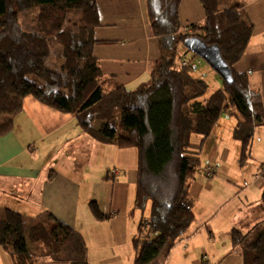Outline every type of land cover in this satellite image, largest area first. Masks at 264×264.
I'll use <instances>...</instances> for the list:
<instances>
[{
	"label": "trees",
	"instance_id": "1",
	"mask_svg": "<svg viewBox=\"0 0 264 264\" xmlns=\"http://www.w3.org/2000/svg\"><path fill=\"white\" fill-rule=\"evenodd\" d=\"M199 1L203 22L182 31L180 0H148V20L161 55L148 79L130 91L104 75L93 55L97 0H0V118L4 117L0 136L12 130L24 99L32 97L73 116L78 127L98 142L134 149L133 211L149 208V214L138 223L133 264H162L193 223L195 200L189 187L200 170L203 143L219 118L236 120L232 138L240 144V166L251 159L255 132L264 125L258 93L245 74L233 69L245 53L252 25L237 6L222 8L225 0ZM189 38L217 46L231 70V83L219 77L222 88L208 98L206 81L193 77L198 57L191 53L185 64L177 62V47ZM193 137L199 138L198 144ZM259 176L264 183V165ZM259 202L264 212V187ZM89 209L98 221L113 217L102 214L95 203ZM47 217L50 226L38 223L25 230L21 215L5 210L0 248L13 264H88L79 233ZM230 241L241 248L244 264H264V225L252 238L232 229Z\"/></svg>",
	"mask_w": 264,
	"mask_h": 264
},
{
	"label": "crops",
	"instance_id": "2",
	"mask_svg": "<svg viewBox=\"0 0 264 264\" xmlns=\"http://www.w3.org/2000/svg\"><path fill=\"white\" fill-rule=\"evenodd\" d=\"M147 3L96 2L99 26L93 31V55L104 75L113 76L130 91L148 79L149 70L161 55L148 20ZM233 6L253 27L245 53L233 69L247 76L264 113V0L221 3L222 8ZM178 17L183 31L189 25H200L205 13L199 0H180ZM218 122L200 155L207 159L205 166L212 169V175L197 174L191 183L193 223L162 264H244L241 248L231 244V230L246 231L255 226V220L257 224L264 218L259 202L264 187L259 176L264 165V125L256 130L252 141L251 152L256 153L250 159L253 164L240 166L249 167V172L241 168L231 174L222 168L229 158H237L239 142L231 136L235 126H218ZM223 130L228 132L225 142L218 139ZM136 168L134 149L102 144L82 131L73 116L26 97L21 113L13 118L12 130L0 136V219L5 210L14 211L28 230L38 223L50 226L47 215H51L79 233L88 264H133L138 223L149 214V208L133 211ZM91 203L97 204L102 214L113 217L96 220L89 209ZM233 203L237 204L227 214V207ZM0 264H13L9 253L1 248Z\"/></svg>",
	"mask_w": 264,
	"mask_h": 264
},
{
	"label": "rangeland",
	"instance_id": "3",
	"mask_svg": "<svg viewBox=\"0 0 264 264\" xmlns=\"http://www.w3.org/2000/svg\"><path fill=\"white\" fill-rule=\"evenodd\" d=\"M177 52H178L177 53V62L179 60H182V59H186L187 60V59H189L191 57V53L190 52H187L186 49L184 48V46L181 45V44L177 47ZM51 62L53 64H55V67H57L56 66L57 64H56V61L55 60H51ZM193 77L203 78L206 81V83L208 84V90H207L204 98H208L213 92H215L216 90H219V89L222 88V81L219 78V76L206 64L205 61H203L200 58H198V63H197V65L195 67V70L193 72ZM30 79H34V77H30ZM222 118L223 119H220L221 120L220 122L217 121L218 122V124H217L218 126H235L236 120H235L234 117H226V116L222 115ZM2 120H4V117H1L0 118V122ZM233 130H234V128H233ZM223 131H224V135L218 137V139H220L221 141L225 142L227 140L225 138V133L228 134V132H225V130H223ZM232 134H233V131L231 133V136H232ZM191 141L194 144H198L199 138L193 137ZM209 142H213V140L212 141H209ZM236 144H238V145H236V146H238V156H237V158H234V159L229 158L228 161L226 162V164L223 165L222 171H225V169H226L231 174L240 172V170H241L242 167L240 168L239 160H237L235 162V160L238 159L239 156H240V150H239L240 145H239V143H236ZM254 154L256 155V153L254 152V150H253V152H250V155L251 156L254 155ZM200 159H201V166H200V170H199V173L200 174L198 173V175H202L203 173H205V169L208 167V165L205 166L207 164L206 163L207 162V159H205L203 156H201ZM248 164H253L252 160H249L248 161ZM203 169H204V171H203ZM242 169L245 172H247V171L249 172V167H243ZM254 173H255V171H254ZM252 190H254V189H252ZM253 195L254 194H252L251 197H253ZM243 196L244 195L241 196V199L242 200L244 199ZM254 197H255V195H254ZM235 204H237V203H233V204L229 205V207H227V209H226V211H227L226 213L227 214L228 213L230 214V212L233 209V207L235 206ZM258 220H260V221L257 224H256V220L253 222L255 226H251V228L249 227L250 229H248V230L246 229V231L244 229H241V232L243 234H245L246 232L249 231L248 234L251 236L252 232H254L258 227L264 225V218L262 220L261 219H258Z\"/></svg>",
	"mask_w": 264,
	"mask_h": 264
},
{
	"label": "water",
	"instance_id": "4",
	"mask_svg": "<svg viewBox=\"0 0 264 264\" xmlns=\"http://www.w3.org/2000/svg\"><path fill=\"white\" fill-rule=\"evenodd\" d=\"M183 46L188 52L205 61L224 82L231 83V70L221 58L217 46H207L199 38H189Z\"/></svg>",
	"mask_w": 264,
	"mask_h": 264
},
{
	"label": "built area",
	"instance_id": "5",
	"mask_svg": "<svg viewBox=\"0 0 264 264\" xmlns=\"http://www.w3.org/2000/svg\"><path fill=\"white\" fill-rule=\"evenodd\" d=\"M186 59H182L181 60V64H185L186 63ZM196 62V61H195ZM205 172H206V176L207 177H210L211 175H212V169L210 168V167H207L206 169H205Z\"/></svg>",
	"mask_w": 264,
	"mask_h": 264
}]
</instances>
